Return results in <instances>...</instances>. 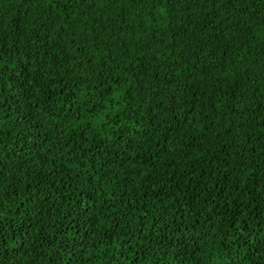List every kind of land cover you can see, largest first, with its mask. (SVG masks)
<instances>
[{"label":"trees","instance_id":"obj_1","mask_svg":"<svg viewBox=\"0 0 264 264\" xmlns=\"http://www.w3.org/2000/svg\"><path fill=\"white\" fill-rule=\"evenodd\" d=\"M0 264H264V0H0Z\"/></svg>","mask_w":264,"mask_h":264}]
</instances>
